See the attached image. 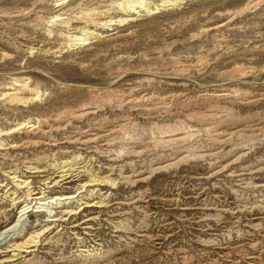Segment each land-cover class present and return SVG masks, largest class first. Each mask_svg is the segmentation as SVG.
<instances>
[{
  "label": "rangeland",
  "instance_id": "1",
  "mask_svg": "<svg viewBox=\"0 0 264 264\" xmlns=\"http://www.w3.org/2000/svg\"><path fill=\"white\" fill-rule=\"evenodd\" d=\"M34 1L0 0V38L12 41L19 51L14 61L0 58V84L8 85L11 77H29L32 86L40 92V100L26 108L0 104V124L4 127L33 118L45 119L50 124V120L64 108L75 109L105 89L125 95L131 92L134 97L143 94L164 97L183 90L194 98L201 93L235 89L246 93L249 99L261 97L263 100L250 106L229 105L233 113L245 116L264 112V3L256 10L235 18L229 26L204 34L201 32L203 29L225 23L231 18L227 12L242 7L248 0H189L177 10L139 16L129 25L111 26L100 43L93 40L91 45L72 52L43 56L40 51L56 47V39H49L46 29L52 30V34L60 29L50 28L40 19L46 21L59 12H56L58 9L51 0L36 5V8ZM66 1V8H74L73 12L77 13L115 0ZM16 10L26 11L20 16L15 13V17L8 14ZM19 23L27 25L24 29L27 41H30L14 38L8 29ZM224 45L230 49H222ZM28 48L39 51L30 55ZM198 60H206L207 64L200 65ZM237 65L245 68L244 74L228 75ZM109 109L104 107L107 116L111 114ZM186 122L193 130L203 129V124L196 120ZM200 135L199 139L206 140L203 131ZM229 149L228 145L224 147L225 151ZM16 151L10 154L7 161L0 159L5 169H13L12 161L15 160L18 168L24 171L26 165L21 163L25 158L29 161L44 151L49 154L50 149L39 146ZM72 151L71 148L67 150ZM232 159L231 155L223 156L214 168H210L208 162L189 161L176 169L153 174L146 183L135 188L120 184L114 190L110 188L107 194L111 193V203L117 200L129 204L119 211L125 212L122 217L108 220H123L125 232L114 233L106 221L108 215L98 214L95 208L85 209L72 217L63 213L65 208L76 209L80 203L97 202L96 194L99 193L95 194V191L90 198L87 192L81 193L69 204L65 202L63 206L48 209L61 219L53 224L54 229L51 230V234L56 231L59 234L52 246L54 253L70 258L76 255L77 246L85 245L97 255L109 256L104 262L107 264H264V210L243 209V206L249 207L254 201L264 198V187L255 188L264 184V170L253 176V187L242 186L233 173L248 165L253 170L264 167V140L254 142L250 154L237 164L213 178H207L208 174ZM46 170V173L33 176L30 180L32 190L35 193L43 190L48 198L78 195L81 185L89 179L86 172L73 170L69 179L48 188L53 186L54 181L63 179L59 178L62 174L55 168L48 167ZM0 181L9 183L1 175ZM106 189L101 192H106ZM1 199L0 232L12 226L17 219V212L12 210L9 199ZM48 214L45 213V216ZM43 217L40 213L24 217L21 228L26 238L43 228L38 225ZM92 218V221L84 223ZM73 224L77 225L76 229H66ZM140 234L147 238H139ZM76 237L82 239L81 242ZM128 238L136 241L129 243ZM95 244L98 246L93 250ZM9 246L0 244V259L11 255L12 252L8 251L12 248Z\"/></svg>",
  "mask_w": 264,
  "mask_h": 264
},
{
  "label": "bare ground",
  "instance_id": "2",
  "mask_svg": "<svg viewBox=\"0 0 264 264\" xmlns=\"http://www.w3.org/2000/svg\"><path fill=\"white\" fill-rule=\"evenodd\" d=\"M45 1L47 0H35L34 8L43 2L45 4ZM51 1L58 9L56 12L59 14L46 17V21L41 18L40 21L48 24L47 26L50 28L54 27L60 30L52 34V30L46 29V36L49 39H56V47L40 51L43 56L72 52L91 45L93 40L100 43L106 37L103 34L105 31H110L111 26L129 25L139 16L146 17L158 14L160 11L177 10L181 8L180 5L189 0H115L92 9L79 10L77 13L73 12L74 8H66L65 5L68 3L66 0ZM263 3L264 0H248L242 7L231 12L228 11L231 18L225 23L203 29L201 32L208 34L229 26L235 18L250 12V10H256ZM24 11L26 10H16L8 14L15 17V13L24 15ZM26 27L27 25L19 23L14 27L9 26L8 29L14 38L28 42L31 39L27 41V33L24 29ZM22 38H25L26 41ZM227 47L228 45H224L222 49L227 50ZM212 49L209 50L212 51ZM229 49L230 47H228ZM28 50H30L28 53L30 55L39 51L34 48H28ZM51 50L53 51L51 52ZM213 50L215 51V49ZM18 52L12 41H3L0 38V58L2 60L14 61ZM199 62L200 65L207 64L206 60ZM244 72L245 68L237 65L233 66L228 75L233 77L236 74L243 75ZM9 80L8 85L0 84V104L26 108L40 100V92L37 87L32 86V80L29 77H11ZM247 97L246 93H240L235 89L201 93L195 98L194 95L191 97L183 90L172 92L164 97L153 94L134 97L131 92L125 95L105 89L92 95L87 102L75 109L64 108L62 112L55 115L54 119L50 120L49 118L50 124L47 123L49 121L38 118L9 123L8 127L0 124V159L2 162L7 161L11 157V153L23 148L47 146L50 149L49 154L44 151L36 154L29 161L25 158L21 163L26 165V167L23 166L24 171L18 168L15 160L12 161L13 169H5L2 166L3 163H0V175L9 182L0 181V198H2L1 200L9 199L12 210L17 212L15 223L0 232V244H8L9 248H12L11 251H8L12 252L11 255L1 258L0 264H107L104 262L109 256L97 255L85 245L77 246L76 248L79 250L76 249L74 252L76 255L70 256V258L62 253H54L52 246L56 244L59 234L58 231L51 234V230L54 229L53 224L61 219L48 209H54L53 207L58 205L63 206L65 202L69 204L81 193L87 192V196L90 198L95 191V194L99 193L96 194L97 202L94 204L92 202L80 203L77 206L78 209L66 210L65 208L63 213L72 217L85 209L95 208L98 210V214L108 215L106 221L116 216L122 217L125 212L119 211L129 204L117 200L111 203L109 201L111 193L107 194L110 188L114 190L118 184L135 188L139 184L146 183L153 174L176 169L189 161L208 162L209 167L214 168L218 163L217 160L223 156L231 155L233 159L230 163L220 166V169L208 174L207 178L217 176L227 167L237 164L247 157L254 142L258 143L264 140V112L238 116L229 108V105L232 104L250 106L263 100L261 97L255 99ZM106 106L111 110L110 116L104 112ZM187 120H196L203 124L201 126L203 129L193 130L187 124ZM201 131L206 136L204 142L199 139ZM227 145L230 146V149L225 151L224 147ZM69 148L73 151L67 152ZM95 165L96 169L92 170ZM48 167L55 168L59 174H62L59 178L63 179L54 181L53 186L48 188L69 179V173L73 170H80L79 173L86 172L89 179L87 178L88 181L81 185L80 189L82 190L78 195H56L48 198L43 190L40 193H35L31 187L32 180H30L33 176L37 177L39 174L46 173ZM263 170L264 167L253 170L248 165L233 173L234 177L238 178L240 183L242 182V186L253 187V176ZM40 178L50 180L46 176ZM262 187L264 184L255 186V188ZM105 188H107L106 192H101ZM82 205L83 207H80ZM243 207V209L261 208L264 210V198L254 201L249 207L247 205ZM33 213L44 215L38 223L43 228L32 232L26 238L21 228L23 219ZM45 213H49L48 216H45ZM92 220L93 218L85 220L84 223ZM108 222L114 233L125 232L123 220ZM76 228L77 225L73 224L66 229L74 230ZM144 234H140L139 238H147ZM20 237L22 238L19 239ZM76 240L81 242L82 239L76 237ZM128 241L134 243L136 239ZM95 246L98 244L92 247L93 250Z\"/></svg>",
  "mask_w": 264,
  "mask_h": 264
}]
</instances>
